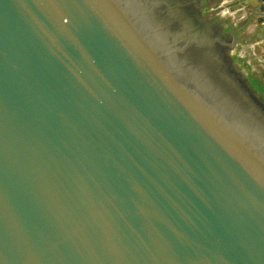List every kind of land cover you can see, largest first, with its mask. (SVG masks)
<instances>
[{"label": "water", "instance_id": "water-1", "mask_svg": "<svg viewBox=\"0 0 264 264\" xmlns=\"http://www.w3.org/2000/svg\"><path fill=\"white\" fill-rule=\"evenodd\" d=\"M185 5L0 0V264H264V101Z\"/></svg>", "mask_w": 264, "mask_h": 264}, {"label": "crops", "instance_id": "crops-1", "mask_svg": "<svg viewBox=\"0 0 264 264\" xmlns=\"http://www.w3.org/2000/svg\"><path fill=\"white\" fill-rule=\"evenodd\" d=\"M223 2L226 3L225 13L220 9ZM262 4V0H201V6L208 12H219L223 20L221 22H226L228 26L226 33L236 41V48L245 50L249 56L254 54L260 63L257 66L264 73V11L260 10ZM255 68L254 70L258 69Z\"/></svg>", "mask_w": 264, "mask_h": 264}, {"label": "rangeland", "instance_id": "rangeland-1", "mask_svg": "<svg viewBox=\"0 0 264 264\" xmlns=\"http://www.w3.org/2000/svg\"><path fill=\"white\" fill-rule=\"evenodd\" d=\"M192 3L194 6L195 14H197L198 12L201 14L202 17H206L214 22L215 21L218 22L222 26V29L225 32L228 30V26L226 22H221L223 20H221V15L219 14V12H216V11L208 12L207 9L201 6V0H192ZM220 34L218 33L216 35H220ZM220 37H222V39L224 40H228L227 37L223 35H220ZM229 56L232 61L237 62L239 69H240L239 74L248 80V83L251 86L252 92H256L258 94V99L260 101L261 100L264 101V73L259 68V66H257L259 61L256 60L257 59L256 56H254V54L249 56L247 52H245V50L236 48V44L233 47V49L230 51ZM255 60L257 61V64L255 63ZM254 67L256 68L258 67V69L254 70ZM261 103L264 106V103L262 101Z\"/></svg>", "mask_w": 264, "mask_h": 264}, {"label": "flooded vegetation", "instance_id": "flooded-vegetation-1", "mask_svg": "<svg viewBox=\"0 0 264 264\" xmlns=\"http://www.w3.org/2000/svg\"><path fill=\"white\" fill-rule=\"evenodd\" d=\"M183 1L186 3V5L184 7V13L187 14L188 16L192 17V18L194 16L196 17L192 0H183Z\"/></svg>", "mask_w": 264, "mask_h": 264}, {"label": "built area", "instance_id": "built-area-1", "mask_svg": "<svg viewBox=\"0 0 264 264\" xmlns=\"http://www.w3.org/2000/svg\"><path fill=\"white\" fill-rule=\"evenodd\" d=\"M225 6H226V3L225 2H223L221 4V6H220V9L222 10L223 13L227 12V9L225 8Z\"/></svg>", "mask_w": 264, "mask_h": 264}]
</instances>
